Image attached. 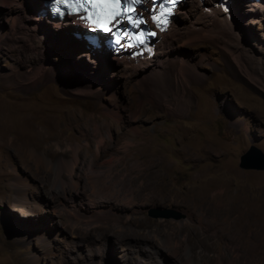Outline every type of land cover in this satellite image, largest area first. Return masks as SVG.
I'll return each instance as SVG.
<instances>
[{
  "label": "rangeland",
  "instance_id": "obj_1",
  "mask_svg": "<svg viewBox=\"0 0 264 264\" xmlns=\"http://www.w3.org/2000/svg\"><path fill=\"white\" fill-rule=\"evenodd\" d=\"M42 2L0 0V104L33 117L29 136L0 122V264H137L134 256L152 264L144 254L152 240L178 264H191L186 247L199 263L264 264V172L240 168L251 146L264 152V91L225 59L241 55L264 82V13L244 0L235 8V32L206 38L197 23L202 1L189 0L175 17L184 31L156 66L125 71L116 54L107 67L93 60L82 50L91 51L85 33L72 25L56 31L41 17L37 37L30 35ZM37 68L43 71L29 88L26 76ZM183 71L191 80L192 117L167 103L179 100L173 95ZM76 143L79 160L59 177L54 167L64 156L73 161ZM89 166L110 168L115 191L94 193ZM17 187L28 204L18 203ZM33 199L44 211L33 208ZM160 208L183 218L149 217ZM165 237L184 244L178 255L161 244Z\"/></svg>",
  "mask_w": 264,
  "mask_h": 264
},
{
  "label": "bare ground",
  "instance_id": "obj_2",
  "mask_svg": "<svg viewBox=\"0 0 264 264\" xmlns=\"http://www.w3.org/2000/svg\"><path fill=\"white\" fill-rule=\"evenodd\" d=\"M44 1L46 3L48 2L46 0H43V2ZM188 1L189 0H187L186 2H188ZM201 1L202 0H200V2ZM242 1H244V0H216V2L213 1V6L211 5L212 1H210V0L207 3H203V1H202L201 4H200L201 7H202V13H201L200 17L198 16V21H197V23L199 21H202V23H200L202 25L199 27L200 28L199 31H201L202 37L213 38V36H216V35H225L227 33L229 34V32L232 33L234 31V25L238 21L237 20V16H236V10H235V8L236 7H239L241 5V2ZM248 1H250V3L244 2L243 4H246V7L250 8L249 9L250 11L251 10H255L253 12V13H255L258 10V11H262L264 13V0H248ZM184 4L185 3L182 2V4L179 5V7H178L179 10H178L176 16L179 15V14L185 13L186 10H181V6L184 5ZM45 5L46 4H44V7H42L41 10H47V8H45L46 7ZM208 5H210V6H208ZM41 10H39L38 11V14H37V10L35 9V12H34L35 14L33 15V17L30 18V20H33L34 23L32 24V26H29L27 28H29V31L32 33V34L30 33V35H32V36L38 35V29H39V25H40V23L38 22V20L39 19H43L41 17H45V18H47L50 21L49 14L48 13L47 14H43V15H39V12ZM36 15H37V18H35ZM38 15H39V18H38ZM176 16L172 17V23H171V28H173V27L175 28L174 31L171 32V29H170L167 33L166 32L165 33H160L159 36L157 37V41L153 45V48L150 49L148 51V53H145V54L144 53L137 54V53H135L134 50H131V53L132 54H123V53L120 54V53H117V55H115V57L113 59H115V58L118 57L117 58L118 59L117 60V63L121 67V70H125V71L127 70L128 71L129 68H133V69H135L134 71H146V70H148V69H150L152 67H155L156 66V63L158 62V61H156V59L158 60L160 57L165 56L164 50L166 49V47L171 46V44L174 43L173 40L177 37V35H179L180 31L182 30L181 25L178 24V23H175V17ZM71 19L72 18H70L69 21L67 20L64 23H59L57 21H50V22H52V26H53L54 30H56V31H62V29H66L70 25H72L74 27L73 30H75V31L77 30L78 32H81L82 31L83 33H85L83 40L87 43L86 46L88 47L89 46V43H88V40L87 39L92 36L91 30H93V28L91 26H89L87 23L81 22L80 19H79V17H75V18H73L74 21L75 20L77 21L75 23H78L81 26L80 28H78L75 25V23L71 21ZM249 22H248V24H249ZM192 25H194V24H192ZM258 26H259V24H258ZM81 28L82 29H85V30H82ZM191 30H193V29H191ZM195 30H196V28H195ZM182 31H184V30H182ZM72 33L74 34V33H77V32H72ZM196 33H195V35H196ZM228 34H227V36L229 37ZM236 34H237V32H236ZM197 36H199V35L197 34ZM234 36L237 37L239 35H234ZM234 36L232 38H234ZM77 40L81 41V38L80 39H77ZM229 42H230V40H229ZM238 42L239 41L237 40V43ZM82 50L84 52H87L89 54V56L91 58H93V60H98L102 66L104 65V67H107V65L110 64L111 59H109V57H111V51L108 49V47H102L101 50H97L96 52H94V51H86V48H84ZM83 55L86 56L85 53ZM157 56H158V58H156ZM104 58H105V60H104ZM225 59H226V61L228 62V64L232 68H234L238 73H241V75H243L245 77V79H246V81H247V83L249 85H251L254 89H258V90L264 91V89L262 88V87H264L263 86L264 85V82L259 78V76H257L256 74H251V72L246 69L247 66L245 67L244 63L242 62L243 61V58H242L241 55H239L237 57H235L233 55H230V56L225 55ZM104 63H106V64H104ZM183 65H182V68H184ZM153 70H154V68H153ZM42 71H43V68H37L36 70H34L33 73H31V74H29V75L26 76L27 81L28 82L31 81V84H30L29 88H32L33 87V84H35L34 82L38 83L37 82V77H39V75H40V73ZM187 73H188L187 71H183L181 73L182 75L181 76H178L177 77V80H176V83H177V91H176V93L173 96L174 97H178L179 100L174 99L173 101H167V103L169 105L168 107L170 108V110H172V112L176 108V110L179 109V111H181L183 113V115L185 114L186 117H192L193 114H194L193 113V107H194L193 104L194 103H192L193 102L192 97L191 96L190 97L187 96V93H188L189 88L191 86V80H190L189 76L187 75ZM180 99H183V101L181 102ZM0 107H1V111L0 112H3L4 111V114L3 115L0 114L1 126L2 125H6V130L19 131L21 134H24L26 136H29L30 135L28 128H30L32 126V118H33L32 115L31 116H23V115L22 116H19L17 114V110L19 108L10 109L5 104H0ZM241 122L245 125L243 129L248 132L250 130V127L246 123V120L242 119ZM57 133L59 135H56ZM57 133L55 134V139L61 140V138H62L61 135H60L61 134V130H58ZM101 143L102 142H99V144H101ZM71 148H73V151H74L73 161L70 163L65 158V156H64L61 160L58 161V163L54 167L55 168V171H56V173L58 174L59 177L61 176V174H62V172L64 170L65 171H68L70 168L73 170L74 167H75V165H76V163H77V161L79 160L78 159L79 158L78 157V153L80 151V145L76 143ZM33 154L35 155L36 152L33 151L32 152V155ZM50 164H51V162H50ZM51 166H52V164H51ZM137 166H141V164H138ZM156 166L157 165H155V167ZM111 174H112V172H111V169L110 168H108L107 172H103V171H99L98 169H96V168H94L92 166H89L88 167V169L86 170V175H87V177L90 180L89 182H90L91 188H92V190H93L94 193H99V192L100 193H103V192H107V191H109L108 193H110L111 190H112V192L115 191V184L114 183L112 184L111 181L108 183V180L112 179L111 178ZM25 187H27V186H25ZM28 188H29V186H28ZM18 190H19L18 191V203H20V204L21 203H23V204L27 203L28 198H27L26 191H23L20 188H18ZM71 196L74 198V201H75L76 205H78V203H80L82 201L80 195L78 194V192L77 193L73 192V194ZM77 198L80 201L77 202ZM31 205L33 206L34 209H38L40 211H44V207L36 199H33V201L31 202ZM157 238H158V236H157ZM184 240L186 241V239H184ZM159 241H161V244L162 245L164 244L166 246L168 252L172 251L176 255L179 254V247L181 245H183V247H184V244H182L181 241H179L178 239H173L171 237H165L164 239H159ZM62 243H63V241H62ZM155 243H153V240H152V242L148 243L149 250H146L144 252V254L146 255V260H149L150 262H152V264H178L179 261H177V260H174L173 261V260H171V258H169L167 256H161L157 252V248H156ZM186 246H188V245H186ZM233 248H234V250H233L234 251L233 252L234 257L237 258V260H238L239 259V256H240V252L238 250H236V248H238V247H235L234 246ZM204 249H205V251H209L210 250L209 246H205ZM185 250H186V257H187L188 261L191 264H210L208 261L207 262L204 261V263L203 262L199 263V262H197L198 261L197 260L195 262L193 260L194 259L193 256L191 255V251H189V249L187 247H186ZM136 253L133 252L132 254H136ZM229 257H231V256L229 255ZM139 258H140V256H139ZM139 258L136 257V256H134L132 259H133V261H136L137 264H138L139 262H141ZM205 258H206V254L204 256H202L201 259L202 260H206ZM232 261H234V260H232Z\"/></svg>",
  "mask_w": 264,
  "mask_h": 264
},
{
  "label": "snow or ice",
  "instance_id": "obj_3",
  "mask_svg": "<svg viewBox=\"0 0 264 264\" xmlns=\"http://www.w3.org/2000/svg\"><path fill=\"white\" fill-rule=\"evenodd\" d=\"M61 2H63V0H61ZM124 2L127 4L128 0H124ZM137 2L143 3V0H137ZM120 3L121 0H84V3L81 4L80 7H83L85 11L88 12V18L91 19L93 24L98 25L104 31H111L108 25L111 24L114 20L118 25L122 20L126 19L131 21L133 19L131 16L122 15L119 10ZM73 7L75 9L76 6ZM128 10L129 8L124 9L125 12H127ZM93 15H95V19H92ZM161 15H163V13ZM117 16H120L121 20H116L115 18ZM156 19L159 20V17H157ZM135 22L137 26H139V24L142 22V18L139 16V13L137 14V19ZM161 22L167 23L166 20ZM135 39L143 43L142 35H137Z\"/></svg>",
  "mask_w": 264,
  "mask_h": 264
},
{
  "label": "water",
  "instance_id": "obj_4",
  "mask_svg": "<svg viewBox=\"0 0 264 264\" xmlns=\"http://www.w3.org/2000/svg\"><path fill=\"white\" fill-rule=\"evenodd\" d=\"M50 0H48L49 2ZM240 168L245 171L264 172V152L256 146H251L240 158ZM149 217L160 220H180L183 215L169 209H150Z\"/></svg>",
  "mask_w": 264,
  "mask_h": 264
},
{
  "label": "trees",
  "instance_id": "obj_5",
  "mask_svg": "<svg viewBox=\"0 0 264 264\" xmlns=\"http://www.w3.org/2000/svg\"><path fill=\"white\" fill-rule=\"evenodd\" d=\"M73 43H74V41H73ZM86 44H87V43H86V42H84V45H83V46L85 47V45H86ZM75 46H76V43H75ZM110 58H111V57H109V59H110Z\"/></svg>",
  "mask_w": 264,
  "mask_h": 264
},
{
  "label": "clouds",
  "instance_id": "obj_6",
  "mask_svg": "<svg viewBox=\"0 0 264 264\" xmlns=\"http://www.w3.org/2000/svg\"><path fill=\"white\" fill-rule=\"evenodd\" d=\"M48 3V2H47ZM70 19H68V21H69ZM89 49V48H88Z\"/></svg>",
  "mask_w": 264,
  "mask_h": 264
}]
</instances>
